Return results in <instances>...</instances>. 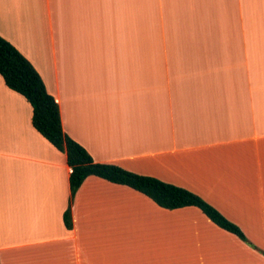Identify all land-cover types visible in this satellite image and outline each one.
<instances>
[{
	"label": "crops",
	"instance_id": "1",
	"mask_svg": "<svg viewBox=\"0 0 264 264\" xmlns=\"http://www.w3.org/2000/svg\"><path fill=\"white\" fill-rule=\"evenodd\" d=\"M0 35L96 162L188 188L247 238V221L264 233V0H0ZM32 114L0 75V264H264L196 207L98 177L73 195L66 153Z\"/></svg>",
	"mask_w": 264,
	"mask_h": 264
},
{
	"label": "trees",
	"instance_id": "2",
	"mask_svg": "<svg viewBox=\"0 0 264 264\" xmlns=\"http://www.w3.org/2000/svg\"><path fill=\"white\" fill-rule=\"evenodd\" d=\"M0 75L5 84L22 95L33 108L32 124L56 148L64 151L71 167V192L88 177H98L111 183L128 186L165 209L196 207L217 226L247 241L244 232L213 204L192 190L166 182L157 177L139 174L115 163L96 162L90 152L63 130L60 108L55 97L33 63L9 40L0 35ZM67 227H71V212L64 213Z\"/></svg>",
	"mask_w": 264,
	"mask_h": 264
},
{
	"label": "rangeland",
	"instance_id": "3",
	"mask_svg": "<svg viewBox=\"0 0 264 264\" xmlns=\"http://www.w3.org/2000/svg\"><path fill=\"white\" fill-rule=\"evenodd\" d=\"M256 221H257V220H254V221H247V223L251 224V227H252L251 231H253V233H250V234H252V235L249 236V237H250L251 239H253L252 236H255V235H258V234H259V235L257 236V238L264 240V236H262V235H264V233H263V229H262V226H261V223H263V221L258 223V227H256ZM249 237L247 238V241H246V242H247L249 245H251L252 247L257 248V249H258L261 253H263V255H264V249H263L262 247H260L261 245H259V244H261V243L258 244L259 246H256L255 243L249 239ZM253 240H254V239H253Z\"/></svg>",
	"mask_w": 264,
	"mask_h": 264
}]
</instances>
